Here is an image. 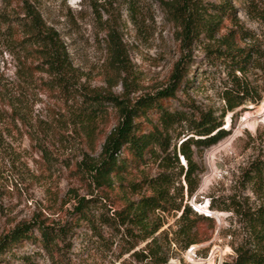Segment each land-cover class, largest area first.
<instances>
[{"label": "rangeland", "instance_id": "rangeland-1", "mask_svg": "<svg viewBox=\"0 0 264 264\" xmlns=\"http://www.w3.org/2000/svg\"><path fill=\"white\" fill-rule=\"evenodd\" d=\"M162 1L171 0L34 2L46 26L56 30L65 46L75 75L73 95L57 87L48 88L50 77L45 72H33L29 81L15 75L16 58L26 61L20 46L9 48L20 4L17 0H0V82L15 92L14 102L24 115V122L12 123L7 98L0 99V110L5 111L0 119V236L23 222L65 226L74 218L79 197L90 200V219L94 224L81 223L74 228L67 237L72 248L60 244L62 249L50 255L41 246L24 242L17 245L12 258L0 259V264H143L130 258L125 251L127 246L121 244L122 236L131 245L137 244L136 250L146 245L139 241V225L132 221V215L121 213L126 204L112 197L125 192L128 202H137L150 196L151 191L142 187V180L165 172L164 161L160 155L150 158L115 182L123 186L114 187L112 194L97 187L87 168L97 164L103 138L116 127L119 112L108 103L105 113L96 119L90 139L80 121L83 100L79 93H110L132 104L138 96L154 95L168 86L178 63L188 65L189 73L171 107L187 104L192 110L209 112L216 118L222 116L230 134L201 154L193 149V160L198 166V185L193 195H188L183 177L178 178V169L167 170L174 178L170 194L178 202L182 198L183 206L190 205L196 212L211 216L213 222L198 221L201 237L209 238L183 250L168 241L180 214L150 213V223H158L159 218L163 223L156 235H167L161 238L168 256L166 264H232L237 247L256 242L250 234L249 220L250 214L264 205V183L255 186L248 172L264 154V86L259 70L251 68L232 76L220 59L225 56V36L238 49L255 46L264 51V0H227L233 18L222 19V28L213 39L202 35L189 47L180 42V28L171 21ZM203 1L218 6L224 0ZM5 17L11 20L10 25L2 23ZM109 32L125 45L128 60L119 74L110 69ZM36 64L27 57L26 66ZM237 84L240 88L246 86L255 101L250 98L230 111L228 91L235 95ZM154 118L151 115L149 119L156 122ZM179 130L169 133L171 157L186 134L184 131L179 135ZM178 160L181 165L186 163L181 156Z\"/></svg>", "mask_w": 264, "mask_h": 264}, {"label": "trees", "instance_id": "trees-1", "mask_svg": "<svg viewBox=\"0 0 264 264\" xmlns=\"http://www.w3.org/2000/svg\"><path fill=\"white\" fill-rule=\"evenodd\" d=\"M36 0H17L20 4V13H17L14 31H10V49L20 46L23 50L25 60L16 58L15 75L29 81L33 72H45L50 77L48 88H59L61 92L75 94L74 91V70L67 59L65 46L53 28H49L44 23L38 10L35 7ZM171 21L179 26V40L184 47H189L202 35L213 39L222 28V19L233 18V9L227 0L218 6L208 5L203 0H171L162 1ZM2 23L10 25L11 20L7 17L2 19ZM12 37V39H11ZM111 43L110 69L113 72H121L125 69L128 60L125 45L116 34L108 33ZM225 51L222 52L220 63L224 66L229 75L234 76L235 72L244 74L248 69L260 71L261 80L264 86V51L258 47L237 48L233 46L230 37L225 36ZM12 53V52H11ZM219 53V52H218ZM13 55H16L13 52ZM33 58L36 65L26 66L27 57ZM189 66L178 63L170 75L168 86L158 90L154 95L147 94L138 96L134 103L114 98L110 93L91 91V94L79 93L83 100L82 116L87 129L86 135L90 139L94 134L96 119L105 113V106L110 103L118 108L119 121L115 128L107 133L103 138L101 152L97 164L89 166L87 169L93 174V182L97 187H103L109 194L114 193V187L123 186L122 183L116 185L119 179L132 174L134 169L146 164L150 158L159 157L164 161L165 172H160L154 178L143 179L142 182L151 191L150 196L141 197L137 202H128L125 192L114 193L112 199L116 202L125 203L126 213L134 217L135 223L139 225L141 239L146 242L140 250H136L137 244H130L128 238L122 239V246H127L125 250L130 253V258L143 264H166L168 256L164 252L161 238L164 235L156 234L163 227V223L158 219V223L148 221L149 214L154 212L170 214H180L175 220L176 230L172 233L169 243H176L181 249L187 250L193 245L203 243L207 238H202L197 228V222H211V216L196 212L190 205L183 206L182 198L180 202L170 194V185H173L174 178L168 169H178V178L181 176L187 184L188 195L195 193L198 181L195 180L198 174V166L193 160L196 150L201 154L203 149L214 146L221 142L224 137L230 134V130L224 127V118H216L209 112H198L192 110L187 104H179L176 108L171 107V102L175 99V94L187 81ZM187 86V83H184ZM236 94L229 92L227 95L228 109L240 107L246 100L250 99V92L246 86L237 84ZM10 92V93H9ZM10 96V97H9ZM7 98L11 109L12 123L16 120L24 122L20 107L17 102L15 92L9 89L6 83L0 82V99ZM251 101H255L253 98ZM15 101V102H14ZM5 111L0 110V119L4 117ZM155 116L156 122L149 119ZM139 119H143L144 122ZM136 120L138 122H136ZM180 128L179 135L185 131L183 141L178 149H173L170 156L169 133ZM184 134V133H182ZM45 151V150H43ZM186 161L180 164L179 157ZM185 166V167H184ZM249 179L255 186H262L264 183V154L256 159L249 168ZM90 200L79 197L74 208V218L72 222L65 226L54 228L47 226L43 222L18 223L16 227L0 236V259L14 255L17 245L24 242H31L39 245L50 255L58 253L64 245L72 248L68 235L74 228L86 223L93 226ZM211 208V206H209ZM129 219V218H127ZM250 234L254 244H249L243 248L235 249V258L232 264H264V205L259 207L254 214H250ZM213 222V221H212ZM162 233V232H161ZM62 244L63 246H60ZM64 246V247H65ZM6 260V259H4ZM225 264H228L227 262Z\"/></svg>", "mask_w": 264, "mask_h": 264}, {"label": "bare ground", "instance_id": "bare-ground-1", "mask_svg": "<svg viewBox=\"0 0 264 264\" xmlns=\"http://www.w3.org/2000/svg\"><path fill=\"white\" fill-rule=\"evenodd\" d=\"M210 212V211H209ZM211 213V212H210Z\"/></svg>", "mask_w": 264, "mask_h": 264}]
</instances>
